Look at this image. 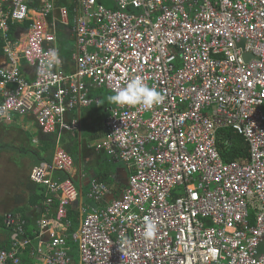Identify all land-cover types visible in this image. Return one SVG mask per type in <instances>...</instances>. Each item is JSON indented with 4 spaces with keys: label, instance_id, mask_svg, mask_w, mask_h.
<instances>
[{
    "label": "built area",
    "instance_id": "2783aa9c",
    "mask_svg": "<svg viewBox=\"0 0 264 264\" xmlns=\"http://www.w3.org/2000/svg\"><path fill=\"white\" fill-rule=\"evenodd\" d=\"M72 3L0 0V121L29 116L54 135L50 161L29 173L45 187V205L56 201L51 221L67 227L78 202L75 160L61 136L78 138L73 112L99 102L91 90L113 93L141 75L164 100L150 110L108 106L92 148L125 165L126 184L105 201L108 184L91 179L95 203L81 201L79 227L68 234L51 230L46 207L36 254L45 264H72L71 240L79 264H264V0ZM25 21L11 41L10 23ZM61 33L72 41L64 44ZM50 49L61 63L41 75ZM224 128L244 139L247 155L223 159ZM145 217L157 224L151 239ZM4 221L16 228L0 247V264H19L31 240L21 236L24 220L8 213Z\"/></svg>",
    "mask_w": 264,
    "mask_h": 264
},
{
    "label": "crops",
    "instance_id": "0c3cea01",
    "mask_svg": "<svg viewBox=\"0 0 264 264\" xmlns=\"http://www.w3.org/2000/svg\"><path fill=\"white\" fill-rule=\"evenodd\" d=\"M57 2H62V3H69L71 4V6L73 5L72 0H57ZM60 3V4H62ZM68 6V5H67ZM19 36V31L16 29L15 34L13 35V38H9L11 41H14L16 39H18ZM61 39H66L69 42L72 41V39H69L70 37H66V35L62 34L60 35ZM5 45V43H4ZM4 45L0 47V66L4 65L6 62V56L3 52V48ZM70 48V47H69ZM63 50H64V54L68 53V46L63 45ZM21 67L25 72V75L27 77H31L32 76V71L31 68H29L24 61H21ZM101 89V88H99ZM95 96L98 99V103L92 104L91 106H88L86 108H82L81 110H76L75 112H73V114H77L76 116L79 118V122H80V126L82 124V122H84L85 125H88L90 129L94 130V139L95 141H97L102 135H103V122L104 119L107 115V108L108 106L112 105L111 103H108L105 99L103 98V96L105 97V95L103 94H97V92H95ZM0 98H1V91H0ZM96 106L97 109L95 110H90L91 107ZM21 117H25V119H29L30 124H29V128L28 125L26 123L23 122V119H21ZM16 119H19V121H15L12 123L13 120L7 121V120H2L0 121V137L1 136H13V133L11 132H15V135L17 134L16 131L17 130H21L23 129L24 133L27 134L28 136H32V139H34V142H37V144H33V142L31 141V143L26 146V145H20L21 146V150L19 151L18 146L17 147H13L10 145H6V144H0V163L1 164H11V162L14 160L13 158H11V154L10 152H12L10 147L13 148H17V155L19 158H22L21 155L25 158V157H29L30 155H36V152L34 153V150L36 151V148L39 144V134L36 135L35 133H33L32 131H28V129L31 130L32 126L34 125L38 131L40 130L39 127L37 126V124L35 123V121L29 117V116H15ZM21 121V122H20ZM79 133V132H78ZM79 135V134H78ZM31 139V140H32ZM79 139V136H78ZM24 147V149L22 148ZM25 148L26 151H25ZM28 150V151H27ZM94 150V149H93ZM95 151V150H94ZM26 152L28 154H26ZM96 153H101L103 154V161L102 159L100 160L99 163L103 162L102 165L105 166V164H107V162H109L110 160H108L109 156L106 155L103 151H96ZM106 157V158H105ZM86 161H88L89 163L92 162V160L88 159L87 156H85ZM111 159V158H110ZM112 160L117 161V159L112 158ZM17 161V160H16ZM85 161V162H86ZM120 162V161H118ZM86 164V163H85ZM124 165V164H123ZM34 166V163L32 164V166L30 168H28L27 170L25 169L23 174H20V177L17 175H12L13 179L10 182V180L3 182L2 184L0 183L1 189H0V217L5 219V215L10 213L14 216V218L21 220L22 219V215L20 214V209L24 208V210H26L25 215L27 214H35L38 212L39 208L38 205L35 204L33 205L32 201H33V187L31 186L32 183H30L29 180V173L31 168ZM86 168V165L84 166ZM107 169V170H106ZM109 168L103 167V170L95 168V171L92 170V168L90 167V169L86 170L88 172H90L89 176L90 179H87V173L86 170H83V167L80 164H77L75 162V166H74V170L71 173V177L72 179L74 177H78V179L81 180L82 183L86 184L85 186H83V189L85 187H89L90 181L93 178L98 177V175L102 172L107 173L108 175V170ZM20 173V171H19ZM118 175L120 176V178L116 179L115 181L109 182L107 181V179L103 180V182H108V188H109V192L107 194H105V196L103 197V199L108 200L109 197H111L112 195H116L118 194L123 187L125 186V184H123L126 181V176H127V170L126 167L124 165L123 169H119ZM18 182H21V186L18 185ZM76 182V181H75ZM77 183V182H76ZM12 185V187H11ZM16 185V186H15ZM78 185V184H77ZM82 201L84 200V192L82 193ZM88 199H90L87 196ZM90 201L92 202V204L94 205L95 202H93V200L90 199ZM104 202V200L101 199V201L98 204H102ZM91 204V203H89ZM79 208V204H76ZM75 206V205H74ZM44 214H41L40 217L38 219H36V224L34 222H31V225L36 227V231L38 233V220L40 218H42ZM49 219V221H51L55 216H49L48 214L46 215ZM79 216L81 217V213L79 210ZM34 217V216H33ZM32 217V218H33ZM80 217H79V223L77 224H72V222L70 221L69 225L63 226L61 223H57L54 221H51L49 226L51 227V230L54 231H58V233H65L68 234L69 232H71L72 230H76L79 227L80 224ZM35 220V219H34ZM33 220V221H34ZM70 220V219H69ZM34 231V229H33ZM47 233V232H46ZM42 240H47V234H43L42 235ZM8 245L10 243L9 241V235L7 234L6 231H4L3 229L0 228V247H2L4 244ZM68 244H70V242H68ZM6 245V246H8ZM36 246H37V240L36 242H34V244L31 246V248L29 249V263L28 264H45L40 257L36 254ZM27 251L22 252V256L25 257L24 253ZM70 256L72 258V264H79V258L76 252H72L70 249ZM23 257V258H24Z\"/></svg>",
    "mask_w": 264,
    "mask_h": 264
},
{
    "label": "trees",
    "instance_id": "16d2710c",
    "mask_svg": "<svg viewBox=\"0 0 264 264\" xmlns=\"http://www.w3.org/2000/svg\"><path fill=\"white\" fill-rule=\"evenodd\" d=\"M58 3H62V2H58ZM62 4H66V3H62ZM66 5H68V7L71 9L72 6L71 4L67 3ZM27 26V21H25L23 24L18 23V22H14V23H10V28H9V33L8 36L9 38H13V35L15 34V29L20 26L23 27ZM64 44H67L68 40L66 39H62ZM5 43L4 38L0 35V47L3 46ZM101 89H92V95H95V92L100 91ZM105 93H111L105 90ZM104 93V94H105ZM103 98H105L103 96ZM106 100V99H105ZM71 132L68 131H64L62 133L61 136V143L64 146V148L69 152V154L74 158L76 156V148L72 149V145L67 143V136L69 138H75V135L73 133L72 136L70 134ZM39 134V144L36 148V151L34 150V153L36 152L35 155V162L34 165L37 164L40 161H50L51 159V155H52V151L54 148V144H55V137L53 134H45L42 133L40 130L38 131ZM28 139H31L32 136H28ZM219 152L221 153L223 159L225 161H230L233 159H236L240 156H245L247 155V144L244 141V139L234 133L233 131H231L228 128H224V129H220L219 131ZM224 139H228V144H225ZM24 149V147H22ZM27 148H25L26 151ZM28 151V150H27ZM112 159V158H111ZM111 162V161H109ZM63 176V175H62ZM65 176V175H64ZM107 178V173L102 172L98 175L97 179L100 181H103ZM31 183V182H30ZM33 187V205L37 204L38 205V212L31 215V214H27L26 210H24V208L20 209V214L22 215V219L24 220L23 225L22 226V233L21 236H26L27 238H29L31 240V244L33 245L34 242H36V240H38L37 235L35 234V232L37 233V229L35 226L31 225V222H34L36 224V219H38L40 217L41 214H44L46 212L45 208H48V215L49 216H55V211H56V201H54L52 204H50L49 206L45 205V199H46V190L45 187L43 185H38V184H32L31 185ZM34 216V217H33ZM33 217V218H32ZM79 208L77 205L69 207L68 208V218L70 219V221L72 222V224H77L79 223ZM35 219V220H34ZM34 220V221H33ZM0 228L3 229L4 231L7 232V234L9 235L10 238V234L11 232H13L16 228V224L14 225H6L4 218L0 217ZM34 229V231H33ZM70 242V244H74L73 241L68 240ZM7 244H4L2 247H7ZM76 245V243H75ZM27 252L24 253L25 257L22 256V260L19 264H28L29 263V248L26 250ZM24 257V258H23ZM8 264H12L11 262H9Z\"/></svg>",
    "mask_w": 264,
    "mask_h": 264
},
{
    "label": "rangeland",
    "instance_id": "374dc122",
    "mask_svg": "<svg viewBox=\"0 0 264 264\" xmlns=\"http://www.w3.org/2000/svg\"><path fill=\"white\" fill-rule=\"evenodd\" d=\"M105 89L101 88L100 91H97V94H103L105 95L106 101H107V96L109 94L112 93H105ZM108 102V101H107ZM109 103V102H108ZM97 109L96 106H93L90 108V110H95ZM16 115L11 114V120L12 123L15 121H19V119L15 118ZM21 119H23V122L26 123L28 125L29 128V124L30 121L29 119H25V117H21ZM20 119V120H21ZM10 120V121H11ZM9 121V123H10ZM21 122V121H20ZM28 131H32L33 133H35L36 135H38V129L33 125L31 130L28 129ZM94 130L90 129L88 125H85L84 122H82L81 126H80V131H79V139L78 138H69L67 136V143L71 144L73 147L72 149L76 148V156L74 157V160L77 164H80L83 167V170L90 169V167L92 168L93 171H95V168L101 169L103 170V167H108L109 171H108V175H107V181L112 182L115 181L116 179L120 178V176L118 175L119 169H123L124 165L122 162H118L115 160H112L109 156L108 160H110L111 162H107V164L102 165L103 162L99 163L100 160L102 159L103 161V154L101 153H96V151L93 150V144L95 143V139H94ZM13 133V136H1L0 137V144H6V145H10L13 147H17L19 151L21 150V146L22 145H26L28 146L31 141L33 142V144H37V142H34V139H28V135L24 133L23 129L21 130H17L16 131V135L15 132H11ZM71 134V133H70ZM72 136V134H71ZM21 145V146H20ZM89 145V147H88ZM10 147L12 152H10L11 154V158H13L14 160L11 162V164H1L0 163V183L2 184L3 182H6L8 180H10V182L13 179L12 175H17L20 177V174H23L24 170L30 168L32 166V164L35 162V156L34 155H30L29 157H23L21 155L22 158H19L17 155V148H13ZM26 154H28L26 152ZM85 156H87L88 159L92 160L91 163H89L88 161H86ZM106 158V157H105ZM17 160V161H16ZM86 161V162H85ZM86 163V164H85ZM86 165V168L84 167ZM107 170V169H106ZM20 171V173H19ZM87 179H90V172H88L86 170ZM18 185L21 186V182H18ZM16 186V185H15ZM12 187V185H11ZM1 189V186H0ZM84 192V200L86 203H91L90 199L87 198L88 192H89V187H85L83 189ZM1 194V193H0ZM70 246V249L72 252H76L77 253V249H76V245L74 244H68Z\"/></svg>",
    "mask_w": 264,
    "mask_h": 264
},
{
    "label": "clouds",
    "instance_id": "9594fccd",
    "mask_svg": "<svg viewBox=\"0 0 264 264\" xmlns=\"http://www.w3.org/2000/svg\"><path fill=\"white\" fill-rule=\"evenodd\" d=\"M61 63L58 52L55 49L48 50L47 67L41 71V75H49L50 70ZM164 95L155 87H150L145 77L134 75L129 78L126 84L119 90H113L107 96V101L116 106H141L145 110H150L153 106L161 104ZM2 121V120H1ZM10 121V120H9ZM157 224L152 219L145 217L144 236L151 239L157 233Z\"/></svg>",
    "mask_w": 264,
    "mask_h": 264
},
{
    "label": "water",
    "instance_id": "95a60500",
    "mask_svg": "<svg viewBox=\"0 0 264 264\" xmlns=\"http://www.w3.org/2000/svg\"><path fill=\"white\" fill-rule=\"evenodd\" d=\"M240 45H242V42L240 43ZM244 56H246V55H244ZM125 178L127 180V176ZM73 180L76 181L78 184L79 198H78L77 203L79 204V206H81L82 205L81 201H82V195H83L82 194L83 193V186H85L86 184L82 183L81 180L78 179V177H74ZM106 183L109 185V183L107 181H106ZM123 184H126V181ZM112 197H114V195H112L109 198H112ZM262 252H264V240L260 243V245L258 247V253H262Z\"/></svg>",
    "mask_w": 264,
    "mask_h": 264
}]
</instances>
